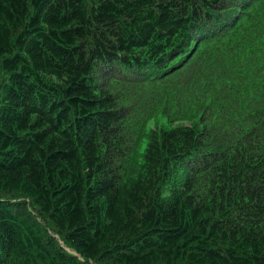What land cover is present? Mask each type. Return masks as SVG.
<instances>
[{"label": "trees", "instance_id": "16d2710c", "mask_svg": "<svg viewBox=\"0 0 264 264\" xmlns=\"http://www.w3.org/2000/svg\"><path fill=\"white\" fill-rule=\"evenodd\" d=\"M0 264H264V0H0Z\"/></svg>", "mask_w": 264, "mask_h": 264}, {"label": "rangeland", "instance_id": "374dc122", "mask_svg": "<svg viewBox=\"0 0 264 264\" xmlns=\"http://www.w3.org/2000/svg\"><path fill=\"white\" fill-rule=\"evenodd\" d=\"M155 121L152 122V124L154 123Z\"/></svg>", "mask_w": 264, "mask_h": 264}]
</instances>
